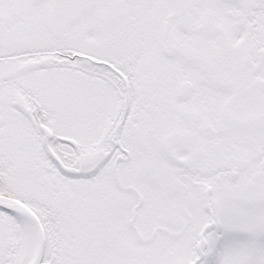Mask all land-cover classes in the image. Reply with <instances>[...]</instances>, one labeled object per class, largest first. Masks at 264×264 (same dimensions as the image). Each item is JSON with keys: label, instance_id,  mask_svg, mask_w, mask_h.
I'll use <instances>...</instances> for the list:
<instances>
[{"label": "snow or ice", "instance_id": "snow-or-ice-1", "mask_svg": "<svg viewBox=\"0 0 264 264\" xmlns=\"http://www.w3.org/2000/svg\"><path fill=\"white\" fill-rule=\"evenodd\" d=\"M0 264H264V0H0Z\"/></svg>", "mask_w": 264, "mask_h": 264}]
</instances>
